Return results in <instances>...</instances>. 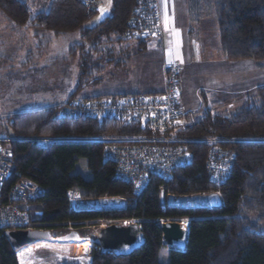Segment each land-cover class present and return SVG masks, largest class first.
<instances>
[{"label":"trees","instance_id":"16d2710c","mask_svg":"<svg viewBox=\"0 0 264 264\" xmlns=\"http://www.w3.org/2000/svg\"><path fill=\"white\" fill-rule=\"evenodd\" d=\"M35 1L0 0V14L17 30L32 29L54 38L79 34L81 71L78 89L67 97L72 98L85 83L95 85L94 77L103 65L92 64L93 49L120 42L138 0H111L110 15L92 28L87 24L95 17L97 8L87 9L80 0H44L45 8L33 12ZM198 2L207 4L209 19L217 26L223 60H264V0ZM194 6L191 4L192 10ZM135 45L141 53L146 43ZM252 93L231 114H215L200 108L183 117L180 130L165 132L163 135H175L185 142L192 162L177 168L169 180L151 177L139 195L117 178L113 163L103 161V144L106 139L132 140L161 135L148 125L111 117L97 121L83 115L67 116L61 113L64 110L61 107L15 115L4 121L8 135L2 137L12 155L9 184L29 180L41 189L27 209L28 220L35 228L57 232L69 224L76 227L94 220L140 221L145 238L140 250L116 257L101 254L94 246L87 264H264V86ZM38 138L62 141H34ZM211 140L234 155L233 168L219 186L209 181L206 167L212 144L204 141ZM6 190L7 186L2 199ZM71 191L86 201L123 199L124 206L115 210H74L68 203ZM161 191L177 197L219 193L223 206L214 210L162 208ZM160 219H189L184 251L163 244V234L155 222ZM4 234L0 229V264H18ZM87 245H82L83 250ZM161 255L166 256V263L159 261Z\"/></svg>","mask_w":264,"mask_h":264},{"label":"rangeland","instance_id":"374dc122","mask_svg":"<svg viewBox=\"0 0 264 264\" xmlns=\"http://www.w3.org/2000/svg\"><path fill=\"white\" fill-rule=\"evenodd\" d=\"M35 2L34 7L37 9L33 8V12L45 8L44 0H36ZM155 2V9L159 16V23H156V27L154 28L156 35H151L145 31L140 35L132 33V28L130 26L131 20H129L126 30L120 37L119 43H115V45H113V43L102 44L93 49L94 56L92 64H96L97 66L103 65L99 75L95 74L96 76L94 79L97 80V82L95 85H92L91 82L88 84L85 83L82 89L76 93L77 95L72 98L67 97L78 89V74L81 71L79 63L80 48L78 46V44L81 43L79 34L74 33L64 37L54 38L51 35L47 37V34L32 29L17 30L0 14V118L3 119L0 120V138L8 135L6 123L4 121H7L9 118L26 112H39L53 107H61L64 109L61 113L64 112L67 116H70L69 108L77 104L82 108V113H84L85 116L89 115L87 117L96 119L97 121H103L105 118L90 116L94 108L91 107L92 105L88 106L89 104H95L97 101H104L105 99L118 101L120 99L139 97L140 95H162L165 93L168 79L172 80V78H168V75L171 76L174 70L178 71V89L177 97L174 101L175 109H173L177 112L178 118L176 119L177 124L173 131L180 130L183 125V117H185L186 114L196 112L200 108L210 109L212 113L215 114H231L238 110L249 96L253 95L252 92H254L255 89L264 86V84H258V86L254 87L253 85L257 82H251L245 78L243 80L238 78V85L236 74L237 72H241V68L238 66V62L241 61L223 60L219 51L217 26L214 20L211 22L209 19V15L211 14L207 9V4H203L202 2L199 3L198 0H176L172 2V4L174 5L173 19L176 24H179V29L185 34L187 41L186 48L189 50L191 56H194L195 60L199 63L195 64L190 60L185 69L174 64H163L161 46H157L158 41L164 36V27L161 21V0H156ZM191 4H195L193 10L191 9ZM96 10L97 13L95 17L87 24L89 28L97 26L104 18L110 15L111 0H100ZM140 42L146 43L141 53L137 52V45H135ZM126 44L129 45L128 49V45ZM85 46L89 48L90 44ZM106 50H108V52H106ZM205 55L208 56V59H213L215 62L219 57L221 62L225 64L230 63L232 65H229L227 70L224 69L223 72L221 71L222 75H220L221 73L215 74V76L220 77L213 79L212 71L209 73L205 69L213 67L214 62L204 59L203 57ZM243 61L246 63L243 65V69L246 70L247 74H249L250 77L254 75L258 76L260 82L264 83V60L259 62L252 60ZM201 67L204 69V73L196 76L192 75V80H189L185 72L188 73L191 69L195 70ZM213 84H219L220 86H215L217 88L228 89L229 91L213 92L212 94L202 89L199 92L200 94H197L198 98L200 97L201 105H199L196 110L185 112L181 109L179 99L182 101V94L184 101L191 98V105L189 106L191 107L195 103V101L193 102L194 98L191 97L194 87L196 85L203 88L208 86L213 87ZM247 84H249L247 88L241 89ZM231 85H233V88H231ZM137 100H139V98ZM130 122L135 123L134 120L127 123ZM148 128L153 130L150 125H148ZM157 133L160 134L159 131H157ZM147 138L153 139L154 137ZM173 138L178 141L180 140L176 138L175 135H173ZM133 139L139 142L140 140L146 139V137H137ZM132 140L126 138L115 140L106 139L103 147L106 149L112 144L120 145L123 142L129 144ZM34 141L38 143H51L62 141V139L38 138L34 139ZM180 142L182 146L185 143L182 141ZM204 142H210L212 144L208 150L207 159L212 148H219L227 151L219 167L215 168L213 165V172L214 168L218 170L224 167L228 169L229 176L234 163L233 153L215 144L216 141L214 140ZM126 146L128 145L126 144ZM102 159L105 162L103 157ZM206 167H208V160H206ZM116 169L115 166V170ZM208 174L209 181L211 182L210 171H208ZM135 179L138 184H141L140 182H142V180L139 177H135ZM121 181L124 182L123 180ZM124 183L131 186L132 190L136 186L133 185L135 182ZM212 184L219 186L214 183ZM147 185L138 190V192L133 190V193L139 195ZM139 187H142V185H139ZM70 193H75L80 199V203L74 210H83L80 207L81 204L87 206V210L83 211L115 210L121 209L124 206L123 199L119 198H102L86 201L81 199L78 193L74 191L69 192V194ZM168 196H173L174 199L179 198L171 194H166V199ZM161 207L169 208L166 205H161ZM167 221L171 220H155L158 225ZM188 221L189 219H183L180 220V223L183 226L185 224L187 229ZM134 223L139 225L140 221L135 219L94 220L82 222L76 227L69 224L61 231L55 232L52 230L35 228L28 220L26 224L27 227L25 228L26 230L50 231L53 237H60L75 231L86 240H84V242L34 243L15 251L17 262L18 264H87L95 246L87 239L92 240L96 238L99 231L109 225L126 226ZM85 243L88 244V248L83 250L82 245ZM159 261L166 263V256L161 255Z\"/></svg>","mask_w":264,"mask_h":264},{"label":"built area","instance_id":"2783aa9c","mask_svg":"<svg viewBox=\"0 0 264 264\" xmlns=\"http://www.w3.org/2000/svg\"><path fill=\"white\" fill-rule=\"evenodd\" d=\"M87 9H96L100 0H80ZM156 0H138L136 7L132 11L130 26L131 32L140 35L142 32H148L156 35L154 28L159 23L158 12L155 9ZM168 78L165 93L159 96H143L135 98L120 99L113 101L105 99L97 101L92 105L93 117L107 118V116L122 121L131 120L140 121L143 125H150L153 130L159 131L160 136L153 139H144L139 142H123L120 145H110L103 151V158L116 166L117 177L124 182L133 183V190L138 192L147 185L151 177L168 179L177 168L188 166L192 162V154L180 140H175L169 135H163L170 132L177 124V112L174 111V101L177 97L178 89V71ZM139 98V100H137ZM174 108V109H173ZM82 108L76 104L69 108V114L72 116L84 115ZM89 116V115H86ZM5 139L0 138V229L4 232L10 230H26L28 216V204L36 199L41 189L34 182L29 180H18L9 184L12 176L11 170V152ZM154 142V143H153ZM126 144L128 146H126ZM227 151L215 148L211 149L208 157V171L211 174V182L220 185L228 177V169L219 167L224 160ZM213 165L215 166L213 172ZM135 177H139L142 182L138 184ZM142 185V187H139ZM7 186L5 198L4 187ZM68 203L72 209L77 208L80 199L75 193H70Z\"/></svg>","mask_w":264,"mask_h":264},{"label":"water","instance_id":"95a60500","mask_svg":"<svg viewBox=\"0 0 264 264\" xmlns=\"http://www.w3.org/2000/svg\"><path fill=\"white\" fill-rule=\"evenodd\" d=\"M159 204L175 209H220L223 206L219 193L179 197L174 199L164 192L160 193ZM81 209L87 210L85 204ZM163 236V244L176 251H184L187 246L188 228H183L180 221H167L159 224ZM5 237L12 248L17 251L25 246L39 242H84L78 232L72 231L60 237H53L50 231L41 230H10ZM97 246L101 254H112L116 257H126L140 250L145 244V238L138 224L109 225L99 231L96 238L87 239Z\"/></svg>","mask_w":264,"mask_h":264},{"label":"crops","instance_id":"0c3cea01","mask_svg":"<svg viewBox=\"0 0 264 264\" xmlns=\"http://www.w3.org/2000/svg\"><path fill=\"white\" fill-rule=\"evenodd\" d=\"M174 1H176V0H164V1L161 0V3H160L161 21H162L163 27H164V36H162V38L158 41L157 46L158 47L161 46L160 48H161L163 64H165V65L174 64L177 66H181L182 68L185 69L190 60H191V62H193L195 64H197L199 62L196 61L194 56H191V54L189 53V50L186 48L187 47V45H186L187 41L185 38V34L179 29V27H178L179 24H176L174 19H173V12H174L173 6L174 5L172 4V2H174ZM203 58L207 59L209 61H213V59H211V60L208 59V56H206V55ZM213 62H214L213 67H209V68L205 69L209 73H210V71H212L213 79L220 77V76H215V74L217 75L218 73L219 74L221 73L220 75H222L223 70L224 69L227 70V68H229V65H232L230 63L225 64V63L221 62L219 57L217 58L216 62L215 61H213ZM238 64H239L238 66H240V68H241V70H240L241 72H237V74H236V79L238 80V85H239V79L243 80L244 78L248 81H251V82H257L256 83L257 85L256 84L253 85L254 87L258 86V84H260V85L264 84V83L260 82L258 76L254 75V76L250 77L249 74H247L246 70L243 69V65L246 64L244 61L238 62ZM231 67H236V66H231ZM202 73H204V69L202 67L197 68L195 70L191 69L188 73L185 72V74L187 75L189 80H192V75L196 76V75H199ZM258 82H260V83H258ZM215 85H219V84H213V87L208 86L206 88L199 87V85H196L192 91L193 95L191 96L192 98H194L193 102L195 101V103L191 107H189L191 105V98L184 101L183 94H182L181 95L182 101H180V99H179V105H180L181 109H183L185 112L196 110L198 108V106L201 105L200 104V97L198 98L197 94L199 95L200 94L199 92L202 89L207 91V92H211L212 94H213V92H228L229 91L228 89L217 88ZM248 86H249V84L245 85L241 89L247 88ZM231 88H233V85H231Z\"/></svg>","mask_w":264,"mask_h":264},{"label":"bare ground","instance_id":"6f19581e","mask_svg":"<svg viewBox=\"0 0 264 264\" xmlns=\"http://www.w3.org/2000/svg\"><path fill=\"white\" fill-rule=\"evenodd\" d=\"M183 228H186V225L184 224Z\"/></svg>","mask_w":264,"mask_h":264}]
</instances>
